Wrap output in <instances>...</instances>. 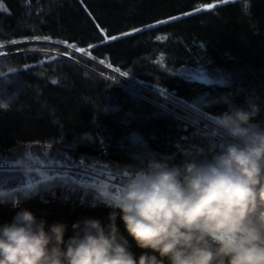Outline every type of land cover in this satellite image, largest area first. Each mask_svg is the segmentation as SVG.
<instances>
[{
	"label": "trees",
	"instance_id": "trees-1",
	"mask_svg": "<svg viewBox=\"0 0 264 264\" xmlns=\"http://www.w3.org/2000/svg\"><path fill=\"white\" fill-rule=\"evenodd\" d=\"M0 48V160L46 150L120 171L206 145L211 125L139 85L212 121L254 104L264 127V0H0ZM3 174L8 191L37 181Z\"/></svg>",
	"mask_w": 264,
	"mask_h": 264
},
{
	"label": "clouds",
	"instance_id": "clouds-1",
	"mask_svg": "<svg viewBox=\"0 0 264 264\" xmlns=\"http://www.w3.org/2000/svg\"><path fill=\"white\" fill-rule=\"evenodd\" d=\"M258 108L230 106L201 135L204 146L178 147L183 157H142L117 194L108 180L96 199L113 208L109 223L84 218L49 225L28 209L0 225V264H264V127ZM26 174L52 177L24 159ZM15 206V205H14ZM118 210V211H117ZM144 250L130 251L116 220Z\"/></svg>",
	"mask_w": 264,
	"mask_h": 264
},
{
	"label": "water",
	"instance_id": "water-1",
	"mask_svg": "<svg viewBox=\"0 0 264 264\" xmlns=\"http://www.w3.org/2000/svg\"><path fill=\"white\" fill-rule=\"evenodd\" d=\"M51 182L41 179L0 193V225L10 223L21 209H28L38 219H44L49 225L56 222L68 225L65 240L73 235L72 225L84 218L99 219L109 223V213L113 208L96 199L95 186L80 183L69 176H51ZM15 205V206H14ZM118 211V210H117ZM121 235L129 242L130 251L139 257L144 251L138 248L128 236L123 222L116 220Z\"/></svg>",
	"mask_w": 264,
	"mask_h": 264
},
{
	"label": "built area",
	"instance_id": "built-area-1",
	"mask_svg": "<svg viewBox=\"0 0 264 264\" xmlns=\"http://www.w3.org/2000/svg\"><path fill=\"white\" fill-rule=\"evenodd\" d=\"M199 118L212 126V120L209 118L203 117L202 115ZM201 127V126H200ZM209 133H212L211 130L202 128ZM214 134V133H212ZM22 159L26 160L32 164L37 170H43L50 176H59L66 175L70 178L78 181L75 175L70 176L69 174L74 172L76 169L80 170V173H84V176L78 182L97 185L100 180H108L113 185V193L117 194L119 191L120 185L124 182L126 176L129 174L130 170H120V171H111L97 161H58L51 160L48 157L46 150L35 151L27 150L24 152ZM0 173H24L26 174L20 165L17 162H10L9 160H0ZM127 174V175H125ZM29 175L31 179L40 180L39 176L36 173L26 174ZM8 189H3L0 185V193L5 192Z\"/></svg>",
	"mask_w": 264,
	"mask_h": 264
},
{
	"label": "rangeland",
	"instance_id": "rangeland-1",
	"mask_svg": "<svg viewBox=\"0 0 264 264\" xmlns=\"http://www.w3.org/2000/svg\"><path fill=\"white\" fill-rule=\"evenodd\" d=\"M1 49V48H0ZM69 51L72 53V54H76V56H80V57H83V58H85V59H88V60H91L88 56H86V54H83V53H80L79 51H76V50H74V49H69ZM59 55V54H58ZM69 59H71L70 57H68ZM92 61V60H91ZM98 64V63H97ZM99 66H101L100 64H98ZM102 68H104V69H106L107 67H105V66H101ZM108 69V68H107ZM106 69V70H107ZM108 70H110V69H108ZM111 71V70H110ZM103 76H106V75H104V74H102ZM119 78H121L122 79V76L121 75H119ZM128 83H132V82H134V81H132V80H130V79H128V78H124ZM139 85V84H138ZM139 87H141V90L142 91H147V92H149V93H152L154 96H156V97H158V98H160L161 100H163V101H165L166 103H169L171 106H173V107H176L177 109H179V110H182V111H184V112H186V117H185V115L184 116H182L181 115V117L182 118H184V119H186V120H188V121H194L193 119H190L189 118V116H191V117H194L195 119H197V120H200L199 119V116L200 115H197V113H195L194 111H192V110H189V109H187L186 107H184V106H181V105H179V104H177V103H174L173 101H170L168 98H166L161 92H159V91H157V90H150V89H147L146 87H144V86H142V85H139ZM135 92V91H134ZM135 94H138L139 96H141V93H137V92H135ZM143 95H144V93H142ZM145 96V95H144ZM146 97V96H145ZM169 109H171V108H169ZM171 110H173V109H171ZM178 114V113H177Z\"/></svg>",
	"mask_w": 264,
	"mask_h": 264
},
{
	"label": "snow or ice",
	"instance_id": "snow-or-ice-1",
	"mask_svg": "<svg viewBox=\"0 0 264 264\" xmlns=\"http://www.w3.org/2000/svg\"><path fill=\"white\" fill-rule=\"evenodd\" d=\"M218 2L219 3H228L229 0H218ZM205 7H207V8H213V7H215V5L214 4H208V5H205ZM190 14L191 13H185L184 15H190ZM171 19H173V20L174 19H179V17H172ZM159 23H167V21H160ZM134 31H141V29H134ZM122 35H125V36L126 35H131V33L126 32V33H122ZM118 38L119 37H117V36L110 37V39H112V40H116ZM36 39H40V38L37 37ZM44 39H50V38L45 37ZM104 39H105V41H107L109 39V37L107 35H105ZM13 43H16V41H13ZM68 47L75 48L76 51H79L81 53H84L86 51V49H84V48H76L75 45H71V44H69ZM101 63H103V61H101ZM109 66H111V65H109ZM117 71H119V69H117ZM121 75H125L126 76L128 74L127 73H121ZM0 175H4V174L3 173H0ZM69 175L70 176L75 175L76 176V179L79 181V180H81L83 178L84 173H80V170L79 169H76L74 172L70 173ZM125 175H127V174H125ZM31 186L32 185L29 184V187H31Z\"/></svg>",
	"mask_w": 264,
	"mask_h": 264
}]
</instances>
